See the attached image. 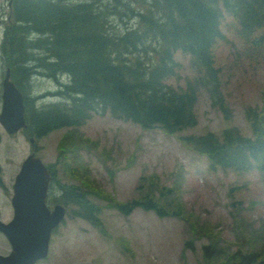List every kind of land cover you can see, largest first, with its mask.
<instances>
[{
    "label": "trees",
    "instance_id": "trees-1",
    "mask_svg": "<svg viewBox=\"0 0 264 264\" xmlns=\"http://www.w3.org/2000/svg\"><path fill=\"white\" fill-rule=\"evenodd\" d=\"M11 9L10 56L20 87L26 91L34 76L68 79L55 93L63 102L40 110L26 99L29 130L37 138L81 127L96 113L169 135L194 128L201 90L225 111L215 57L225 38V15L237 21L242 41L264 42V35L255 40L264 28V0H12ZM179 55L194 73L182 87L170 84L179 78ZM246 117L250 137L229 127L220 136L183 140L208 159L211 169L264 174V105L249 109ZM67 196L74 199L77 215L99 224L98 208L86 192L72 187ZM138 207L168 216L151 199L116 206L126 216ZM254 244L227 254L217 240L205 254L221 264H264L259 243Z\"/></svg>",
    "mask_w": 264,
    "mask_h": 264
},
{
    "label": "rangeland",
    "instance_id": "rangeland-1",
    "mask_svg": "<svg viewBox=\"0 0 264 264\" xmlns=\"http://www.w3.org/2000/svg\"><path fill=\"white\" fill-rule=\"evenodd\" d=\"M7 6V0H0V12ZM237 30V21L226 14L225 38L215 47L228 117L201 90L196 127L178 134L169 135L160 128L144 130L110 113H96L81 127L56 130L39 141L41 159L60 166L58 195L63 189H82L98 208L99 221L94 225L83 219L69 203V217L43 264H221L205 254V247L217 240L227 254L253 245V240L264 250V174L211 169L208 159L183 140L208 133L220 136L229 127L252 136L246 112L264 105V42L246 43ZM263 35L264 28L255 40ZM178 58L179 78L170 84L182 87L194 73L188 59ZM61 81L68 79L32 77L30 87H25L32 99L29 103L41 110L63 102L55 94L61 91ZM19 146L21 151L26 148L28 156L29 140ZM146 199L168 216L142 207L126 216L116 208Z\"/></svg>",
    "mask_w": 264,
    "mask_h": 264
},
{
    "label": "flooded vegetation",
    "instance_id": "flooded-vegetation-1",
    "mask_svg": "<svg viewBox=\"0 0 264 264\" xmlns=\"http://www.w3.org/2000/svg\"><path fill=\"white\" fill-rule=\"evenodd\" d=\"M7 1L8 6L0 12V261L10 258L15 260V255L17 253H22L23 251L27 252L31 247L27 221V197H29L28 195H32L29 193L28 186L34 182L27 183V180H25L19 183V178L24 173L28 158L34 155L41 159L39 155H42V150H40L38 145L42 138L32 136L31 131L29 130L30 122L28 120V111L26 108V99L28 98L27 93L23 87H20L21 84L15 80L12 72V61L10 56L12 0ZM9 82L14 84L22 96L25 108L23 121L19 114L11 115V112L5 109L6 96L10 100L13 99L12 87ZM8 89H10V91ZM27 140L30 142L28 156L26 154V148L21 151V146H19V144L26 142ZM41 162L45 166L49 177L45 200L46 207L50 214H52L56 207L63 206L65 208V218L51 233L46 258L37 261L35 264H43L50 259L53 252L54 238L57 233H59L58 231L60 228L65 224L67 217H69V203H71V206L74 205V199L69 200L67 196L70 188H68L66 192L63 189L62 193H60L61 196L58 195L62 182V175L60 174V166L58 165V162L43 161L42 159ZM19 184L21 188L20 207L22 208V211L20 209V222L17 223L15 200ZM62 196L64 198H62ZM64 199L68 202L66 203ZM34 247L35 244L33 248Z\"/></svg>",
    "mask_w": 264,
    "mask_h": 264
},
{
    "label": "water",
    "instance_id": "water-1",
    "mask_svg": "<svg viewBox=\"0 0 264 264\" xmlns=\"http://www.w3.org/2000/svg\"><path fill=\"white\" fill-rule=\"evenodd\" d=\"M9 84L12 87L13 99L10 100L6 96L5 109L11 112V115L19 114L22 117L23 121L25 108L23 105L22 96L18 92L14 84L10 82ZM8 90L10 91V89ZM27 161L28 163L25 166L24 173L19 178V183L25 180H27V183L34 182L28 186L29 193L32 195H28L29 197H27V221L28 232L30 233V235H28L29 242H31V247L27 252L23 251L22 253H17L15 255V260H12V258H10L0 261V263L2 264H35L37 261L46 258L48 254L51 233L61 224V222L65 218V208L63 206L56 207L52 214H50L46 207L45 200L47 195L49 177L45 166L41 162V159L32 155L28 158ZM20 189L21 188L19 184L15 200L17 223L20 222V209L22 211V208L20 207ZM34 244L35 247L33 248Z\"/></svg>",
    "mask_w": 264,
    "mask_h": 264
}]
</instances>
